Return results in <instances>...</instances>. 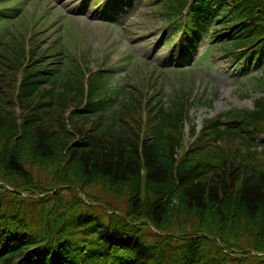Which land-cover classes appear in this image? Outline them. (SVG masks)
<instances>
[{"label":"trees","instance_id":"1","mask_svg":"<svg viewBox=\"0 0 264 264\" xmlns=\"http://www.w3.org/2000/svg\"><path fill=\"white\" fill-rule=\"evenodd\" d=\"M189 1L155 5L174 33L209 29L210 53L259 71L252 108L200 128L190 109L213 99L114 91L81 50L43 47L27 19L1 25L0 264H264V0H192L183 19Z\"/></svg>","mask_w":264,"mask_h":264},{"label":"rangeland","instance_id":"2","mask_svg":"<svg viewBox=\"0 0 264 264\" xmlns=\"http://www.w3.org/2000/svg\"><path fill=\"white\" fill-rule=\"evenodd\" d=\"M30 1L37 5L38 12L42 14L47 12L50 21L55 22L54 25L62 17L67 18L70 16L68 14H73L74 27L71 32H57V28L52 26L47 32L51 38L45 45L57 41L58 35H62V39L59 40L61 43L69 44L73 48L86 47L89 61L85 65L89 70L98 69L100 61L105 58L116 72L112 81L113 86L125 84L131 90L134 86L145 85V92L149 90V95H152L154 89L163 88L162 92L169 94L175 88L183 86L186 89L189 88L192 95L202 96V103H205L207 99H213L211 107L197 102L191 107L190 118L199 126L204 118L215 116L231 108H252L255 98L260 94L255 90L254 78L259 71L251 75H243L242 69L236 71L233 63L222 58L223 56L214 54L203 58L205 46L201 47L200 54L186 60L191 61L192 72L188 73L185 70L182 73L171 72L172 70L162 72L163 68L172 67L177 60L182 59V54L178 51L180 50L179 38L171 33V29L157 15L153 16L156 19L151 21L145 18L151 13L146 9L142 16L140 14V19L133 20L132 15L141 10V7L138 8L136 4L109 10L108 3L111 0L100 2L97 0H28V3H25L27 11L32 9ZM30 22L31 20L24 24ZM47 23L40 24L39 28L49 27ZM170 36L174 41L172 45H177V47L174 46V52L173 47L170 49V45L165 49L156 48L157 42ZM76 43H78L77 47H75ZM73 50L78 54L77 49ZM183 55L186 56L187 52L185 51ZM189 62L180 60L178 63L185 65ZM164 77H166L164 85L148 89L156 80L157 84L161 85V79ZM167 98L165 96L163 100L167 101ZM87 191L97 192L96 188H88ZM105 199L120 211L125 210V207L117 203L114 198Z\"/></svg>","mask_w":264,"mask_h":264}]
</instances>
